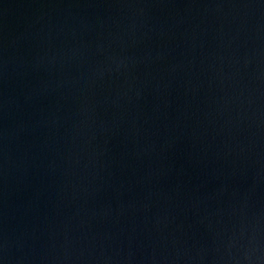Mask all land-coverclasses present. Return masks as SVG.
Here are the masks:
<instances>
[{
	"label": "water",
	"instance_id": "obj_1",
	"mask_svg": "<svg viewBox=\"0 0 264 264\" xmlns=\"http://www.w3.org/2000/svg\"><path fill=\"white\" fill-rule=\"evenodd\" d=\"M207 0H0V264H18L96 136Z\"/></svg>",
	"mask_w": 264,
	"mask_h": 264
}]
</instances>
